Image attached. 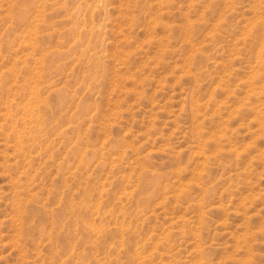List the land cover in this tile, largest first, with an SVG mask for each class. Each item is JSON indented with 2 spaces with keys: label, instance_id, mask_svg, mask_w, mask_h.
Masks as SVG:
<instances>
[{
  "label": "rangeland",
  "instance_id": "rangeland-1",
  "mask_svg": "<svg viewBox=\"0 0 264 264\" xmlns=\"http://www.w3.org/2000/svg\"><path fill=\"white\" fill-rule=\"evenodd\" d=\"M0 264H264V0H0Z\"/></svg>",
  "mask_w": 264,
  "mask_h": 264
},
{
  "label": "bare ground",
  "instance_id": "bare-ground-1",
  "mask_svg": "<svg viewBox=\"0 0 264 264\" xmlns=\"http://www.w3.org/2000/svg\"><path fill=\"white\" fill-rule=\"evenodd\" d=\"M86 1H87V0H86ZM33 2H34V1H33ZM88 2H89V1H88ZM90 2H91V1H90ZM92 2H93V1H92ZM43 5H44V4H43ZM65 5H66V4H65ZM66 6H67V5H66ZM66 6H65V7H66ZM71 6H72V5H71ZM91 8H92V7H91ZM22 9H23V8H22ZM22 12H23V11H22ZM81 12H82V11H81ZM79 13H80V11H79ZM22 14H23V13H22ZM88 14H89V13H88ZM30 16H31V15H30ZM27 17H28V16H27ZM78 17H79V15H78ZM86 17H87V16H86ZM20 18H21V17H20ZM74 18H75V17H74ZM76 18H77V17H76ZM24 19H25V18H24ZM29 20H30V19H29ZM70 21H71V20H70ZM90 21H91V20H90ZM71 22H72V21H71ZM100 22H101V21H100ZM27 23H28V22H27ZM72 24H73V23H72ZM91 24H92V23H91ZM67 25H68V24H67ZM74 26H75V25H74ZM70 28H71V27H70ZM79 29H80V28H79ZM79 29H78V30H79ZM70 30H71V29H70ZM72 30H74V29H72ZM72 30H71V31H72ZM78 30H77V31H78ZM86 30H87V29H86ZM92 30H93V29H92ZM71 31H70V32H71ZM74 31L76 32V30H74ZM90 31H91V30H90ZM80 35H81V34H80ZM89 35H90V34H89ZM87 37H88V36H87ZM93 37H94V36H93ZM79 38H80V37H79ZM85 40H86V39H85ZM72 41H73V40H72ZM88 50H89V49H88ZM86 52H87V51H86ZM81 55H82V54H81ZM81 55H80V56H81ZM84 57H85V56H83V58H84ZM86 79H87V78H86ZM84 109H85V108H84ZM39 111H40V110H39ZM49 122H50V121H49ZM30 129H31V128H30ZM35 131H36V130H35ZM41 131H42V130H41ZM41 131H40V132H41ZM13 132H14V131H13ZM38 132H39V131H38ZM38 132H37V133H38ZM19 133H20V132H19ZM35 134H36V133H35ZM17 135H18V134H17ZM31 135H32V134H31ZM33 137H34V136H33ZM26 140H27V139H26ZM15 141H16V140H15ZM18 141H20V139H19ZM20 143H21V142H20ZM33 143H34V142H33ZM29 145H30V144H29ZM33 145H34V144H33ZM26 148H27V147H26ZM20 149H21V148H20ZM204 190H205V189H204ZM80 194H81V193H80ZM17 204H18V203H17ZM76 207H77V206H76ZM84 211H85V210H84ZM53 214H54V213H53ZM62 224H63V223H62ZM84 225H85V224H84ZM84 227H87V226L85 225ZM32 228H33V227H32ZM62 228H64V227L62 226ZM91 228H92V227H91ZM87 229H88V228H87ZM94 232H95V231H94ZM48 240H49V239H48ZM50 240H51V239H50Z\"/></svg>",
  "mask_w": 264,
  "mask_h": 264
}]
</instances>
